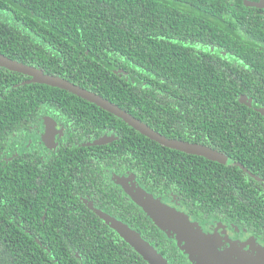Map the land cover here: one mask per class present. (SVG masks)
Instances as JSON below:
<instances>
[{
    "label": "trees",
    "instance_id": "1",
    "mask_svg": "<svg viewBox=\"0 0 264 264\" xmlns=\"http://www.w3.org/2000/svg\"><path fill=\"white\" fill-rule=\"evenodd\" d=\"M248 16L228 0H0V54L100 95L167 139L226 157L219 163L166 148L94 104L25 84L29 77L0 67V120L8 135L19 134L27 114L39 110L80 115L82 122L87 112L99 132L116 137L81 155L61 148L55 175L41 186L23 178L18 160L0 165V264H149L85 208L92 186L98 208L182 264L183 252L140 207L129 201L131 207L115 210V201L125 200L109 189L111 174L133 173L155 196L177 194L194 216L262 236L264 204L243 194L259 191V183L241 169L264 177V132L255 131L264 130V109L256 110L264 107V54L243 51L251 43L243 32L254 23ZM221 186L239 196L211 198Z\"/></svg>",
    "mask_w": 264,
    "mask_h": 264
},
{
    "label": "flooded vegetation",
    "instance_id": "2",
    "mask_svg": "<svg viewBox=\"0 0 264 264\" xmlns=\"http://www.w3.org/2000/svg\"><path fill=\"white\" fill-rule=\"evenodd\" d=\"M231 4L232 8L242 10L247 9L250 16H248V21L254 22L252 25L247 27V30L243 32L242 37L245 40L251 41L248 49L243 50L247 53H261L264 54V0H228ZM257 14L256 16H251ZM242 29L241 26L236 28ZM211 51H213L211 49ZM196 53L199 52H208V49L198 48L196 47ZM224 55V53H222ZM220 57L219 54L216 55L215 61ZM213 60L212 57L209 58ZM30 78V77H29ZM264 83L263 80H260ZM264 109V107H260L256 110ZM29 117L24 120V124L27 126H22V131L19 134H11L8 135V128L1 127L0 120V165L8 164L18 160L21 164V168L23 171V178L27 181H31L32 179L37 182L40 186L43 185V179L46 177L51 178L55 175L56 169L54 166H57L58 161L55 158V155L59 154V150L62 148L71 149L74 151L76 155H79L84 147H89L91 145L94 146V143L102 140L106 137L108 139H112L106 144H110L115 140V135L109 130L106 133H101L98 130V126H96L89 114L82 113L84 116L83 122L81 121L82 117L80 115L67 118L61 112H49L43 113L41 111L31 112L27 114ZM64 116L67 120H65ZM133 116V115H132ZM4 124V123H2ZM51 126V131L49 132L48 127ZM27 128V129H26ZM101 128H105V122H102ZM256 132H264V130L256 129ZM97 135H100L97 136ZM84 139H89L85 142ZM172 140V139H171ZM99 145V146H104ZM97 146V145H95ZM12 151V152H11ZM80 154V155H81ZM244 168V169H243ZM245 173L254 177L258 184L259 191H251V192H243L244 195L250 196L252 195L254 199H258L261 203L264 204V177L260 178L256 176L251 170L246 167H242ZM73 170L75 174H79L81 168L73 165ZM117 177H134L133 181L128 184V187L133 183H136L138 186L146 190L142 185L138 182L136 176L133 173H128V175H110V184L109 189L115 188L116 191L121 195L124 194V203L122 202V198L115 201L116 208L115 210H122L124 206L131 207L129 201H131L136 207H139L130 196L126 193L124 187L118 183ZM227 179V177H226ZM179 181L181 183L185 182L184 173L182 172L179 176ZM231 185V184H229ZM229 187V186H227ZM88 192L86 193V198L83 199L85 203V208L91 213H96V211H101L105 214L112 216L108 212L102 211L97 207V204L94 201V198L97 197L94 194L93 186L87 187ZM226 187L221 186L220 188H216L215 191L211 192L209 195L211 198L220 199L224 196L228 198H232L233 196H239V193H227L225 194ZM92 193L90 194V192ZM147 191V190H146ZM151 194L149 191H147ZM153 195V194H152ZM155 196V195H153ZM157 199L162 201L164 204L176 208L186 214L191 221L196 222L203 232L208 235H216L215 241L218 242L219 249L225 250L230 248V246L237 245L239 247H243L244 250L249 251L250 243H257L260 246L264 247L263 236L257 237L256 234H252L250 230L244 228L242 226H235L230 222L220 221L218 219H209L208 214H203L202 216L193 215L192 212L187 210L184 206V203L181 201L179 196L173 192H164L161 196H155ZM218 201L215 202L217 205ZM218 206V205H217ZM228 206L232 208L233 203L229 202ZM93 208V209H92ZM142 210V209H141ZM143 211V210H142ZM232 212V211H231ZM144 213V211H143ZM223 208L218 206L216 208V215H220L222 217ZM87 214V212H86ZM145 214V213H144ZM146 215V214H145ZM147 216V215H146ZM113 218L119 220L118 217L112 216ZM136 218V216H132ZM231 217V216H230ZM147 218L154 224V222L147 216ZM104 222V221H103ZM105 223V222H104ZM106 224V223H105ZM156 226V225H155ZM63 225L61 226V228ZM67 228V227H66ZM165 236L177 245V242L174 238H170ZM185 257L182 260V264H191L188 257ZM166 258V257H165ZM167 259V258H166ZM168 260V259H167ZM169 262V260H168ZM169 264H171L169 262Z\"/></svg>",
    "mask_w": 264,
    "mask_h": 264
},
{
    "label": "water",
    "instance_id": "3",
    "mask_svg": "<svg viewBox=\"0 0 264 264\" xmlns=\"http://www.w3.org/2000/svg\"><path fill=\"white\" fill-rule=\"evenodd\" d=\"M0 67L9 71L30 77L29 83H38L53 88H58L71 93L100 109L114 114L122 119L134 130L150 140L169 149L177 150L185 154L200 156L210 161L224 163L226 157L200 144L188 143L167 139L165 136L151 129L137 118L122 110L117 105L100 95L77 86L68 80L45 74L42 70L14 61L3 54H0ZM246 99L243 98L242 102ZM264 115V111H262ZM49 132L51 126L48 127ZM112 139L108 137L99 140L94 145H103ZM243 167V166H242ZM244 169V168H243ZM134 177H117L126 193L144 211V213L154 222V224L168 237L174 238L178 248L186 255L191 264H264V247L257 243H250L249 251L237 245L230 248L219 249L218 242L215 241L216 235H208L203 232L201 227L190 220V218L176 208H172L157 199L146 190L132 182ZM100 218L120 237L128 243L142 258L149 264H169L168 260L160 254L140 233L129 227L124 222L117 220L101 211H97Z\"/></svg>",
    "mask_w": 264,
    "mask_h": 264
}]
</instances>
